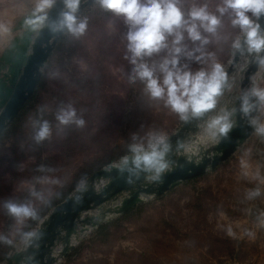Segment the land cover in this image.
<instances>
[{"label":"rangeland","instance_id":"374dc122","mask_svg":"<svg viewBox=\"0 0 264 264\" xmlns=\"http://www.w3.org/2000/svg\"><path fill=\"white\" fill-rule=\"evenodd\" d=\"M88 1L81 5L82 17L92 10L89 5L83 6ZM33 2L0 0V87H5L3 91L0 88V112L22 75L38 35L24 23ZM205 2L214 10L219 0H197ZM108 17L97 24L88 22L86 33L79 38L67 34L58 38L61 42L54 45L40 69L34 93L20 110L19 120L12 128L11 121L2 131L0 234L14 244L0 243V259L22 243L18 227L25 232L33 230L32 221L38 226L93 173L118 165L123 156L131 155L130 144L144 138L150 130H162L169 138L186 122L164 108L162 102L152 100L142 82L129 81L132 65L125 59L127 29L122 19ZM237 32L225 16L221 33L228 39L207 46L226 71L234 56L231 39ZM186 43L192 46L191 42ZM163 55L162 52L147 58L148 62L158 61ZM181 62L190 63L194 71L202 67L194 61ZM243 62L244 57L240 56L229 75L230 82L235 79L232 91L225 90L217 108L196 122L180 153L189 155L184 152L185 146H193L207 120L221 108L239 109L237 97L241 90L250 87V81L244 85V79L253 64L241 72L239 65ZM68 105L84 120L82 127L75 123L61 125L56 120L60 108ZM45 120L51 134L37 142V122ZM133 134L138 141L132 140ZM215 144L201 145L198 156ZM12 147L19 151L18 159L9 154ZM5 159L16 162L8 165ZM27 180L28 189L22 184ZM150 183L148 177L145 185ZM14 188L18 189L17 194ZM256 190L260 194L249 198V193ZM133 191L134 188L125 191L120 198H128ZM6 200L30 204L36 209L37 218L15 225L2 207ZM79 234L58 264H264V137L252 133L215 169L177 184L161 198L148 197L127 213L108 215L97 228L82 237Z\"/></svg>","mask_w":264,"mask_h":264},{"label":"clouds","instance_id":"9594fccd","mask_svg":"<svg viewBox=\"0 0 264 264\" xmlns=\"http://www.w3.org/2000/svg\"><path fill=\"white\" fill-rule=\"evenodd\" d=\"M84 2L63 0L59 18L50 22L49 13L57 0H34L24 23L35 33L48 27L54 34L79 38L88 29V18L80 14ZM92 4L112 17L122 19L127 29L124 33L125 59L132 65L129 81L142 82L146 94L152 100L162 102L163 107L181 121L198 119L213 111L225 90L232 91L235 86V79L230 82L223 63L214 52L207 50L208 45L228 39L221 33L227 16L231 28L238 30L230 47L233 55L239 53L244 57L239 70L243 72L250 63H255L258 71L250 77V87L241 90L237 97L239 109L221 108L217 115L207 120L203 133L192 143L187 158L192 160L196 156L198 164L201 145L227 139L236 123L233 116L237 111L258 136L264 137V26L260 23L264 17V0H219L214 10H210L208 2L197 3V0H93ZM186 41L192 46L189 47ZM162 52L165 55L158 61L148 62L147 58ZM182 60L194 61L202 67L194 71L190 63H182ZM56 120L61 125L75 123L80 127L85 123L77 117L71 105L60 108ZM37 123L35 140L41 142L50 136L51 129L46 120ZM132 140L138 141L136 134ZM128 151L131 155L123 156L116 165L121 173L127 171L130 176L138 178L143 172L152 182L162 183L163 175L172 168L167 159L171 144L162 130H150L144 138L130 144ZM259 194V190L250 192L249 198ZM33 195L38 194L33 192ZM2 207L17 226H22L26 220L36 219L38 215L28 203L6 200ZM17 234L25 246L42 238V234L25 232L19 227ZM0 243L14 244L12 239L2 234Z\"/></svg>","mask_w":264,"mask_h":264},{"label":"water","instance_id":"95a60500","mask_svg":"<svg viewBox=\"0 0 264 264\" xmlns=\"http://www.w3.org/2000/svg\"><path fill=\"white\" fill-rule=\"evenodd\" d=\"M92 3L93 0H90L83 6ZM62 9L63 0H57V3L50 10L49 21H56ZM260 23L264 26V17L260 19ZM62 35L52 33L48 27L38 33L33 44V50L26 59L22 75L0 112V134L19 114L26 101L34 93L39 71L49 58L58 38ZM239 58V53L233 56L227 69L229 75ZM257 68L258 65L255 63L248 67L245 72L244 85L248 84L250 77ZM207 115L208 113L201 118L186 121L168 138L171 151L167 159L172 168L163 175L162 183L152 182L145 185L148 174L142 172L137 178L130 176L127 171L121 173L116 165H109L107 168L93 173L86 185L77 188L72 196L67 197L56 206L52 213L41 222L34 232L42 234V238L34 240L30 246H25L22 251L15 253L10 264H56L70 251L73 240L79 232L84 233L88 228H97L108 215L122 214L148 197L160 196L185 180L204 175L209 169H215L220 163L229 159L238 146L255 132L248 125L247 119L243 118L237 111L234 114L236 123L229 132L227 139H221L210 150L200 153V163L197 164L195 156L189 160L188 155L182 154L180 151L189 133L195 129L196 122L204 119ZM130 179L131 182H129ZM133 188V193L119 206L106 208L99 215H87L121 192ZM59 244L61 249L56 253V247Z\"/></svg>","mask_w":264,"mask_h":264},{"label":"trees","instance_id":"16d2710c","mask_svg":"<svg viewBox=\"0 0 264 264\" xmlns=\"http://www.w3.org/2000/svg\"><path fill=\"white\" fill-rule=\"evenodd\" d=\"M91 8H92V10H90L89 12H86V13H84V15H83V17L84 16H86L87 18H88V22L90 23V24H93V23H95V24H97V22H101V21H106L109 17L108 16H110V14H107V13H105V12H103L98 6H95V5H93V4H91V5H89ZM63 37L65 36V34H63L62 35ZM61 36V37H62ZM62 37V38H63ZM59 42H61V40L59 39L57 42H56V44H60ZM32 97V96H31ZM30 97V98H31ZM30 98L26 101V103H25V105L27 104L28 105V103H29V100H30ZM24 105V106H25ZM21 113H22V111H20V113L18 114V116L13 120V122L10 124V127L12 128L14 125H15V122H17L18 120H19V117H20V115H21ZM5 134H4V132L0 135V138H2L3 136H4ZM14 147H12V148H10V150H9V154L11 155V156H16V159H18V156H19V151H17V150H14L13 149ZM33 159H34V157H32ZM16 159H12V160H8V159H5L4 161V163H6V164H8V165H11V164H13L14 162H16ZM27 166V165H26ZM33 166V165H32ZM32 169V168H31ZM33 169H34V167H33ZM26 171H28V166L26 167ZM1 176V175H0ZM201 176H203V175H201ZM201 176H198V177H195V178H199V177H201ZM195 178H191V179H188V180H185V181H183V182H187V181H190V180H193V179H195ZM27 182L29 183V181L27 180ZM31 183H33L34 184V181H33V178L31 179V181H30V184ZM11 194V193H10ZM164 194H162V195H160V196H157V198H161L162 196H163ZM67 197V196H66ZM66 197L61 201V202H63L65 199H66ZM61 202H59L58 204H60ZM57 204V205H58ZM130 210H128V211H126V212H124V213H127V212H129ZM32 226H34L35 227V224H34V221H32ZM7 254V253H6ZM6 254H4L2 257H1V259H3V257L4 256H6ZM0 259V260H1Z\"/></svg>","mask_w":264,"mask_h":264},{"label":"crops","instance_id":"0c3cea01","mask_svg":"<svg viewBox=\"0 0 264 264\" xmlns=\"http://www.w3.org/2000/svg\"><path fill=\"white\" fill-rule=\"evenodd\" d=\"M1 88V91H3V90H5V87H0ZM27 189H28V185H29V183L26 181V182H24V183H22ZM87 184V182H84L81 186H84V185H86ZM80 186V187H81ZM30 188L31 189H33L34 188V185H33V183H31L30 184ZM14 191H15V194H17V191H18V189L17 188H14ZM127 191V190H126ZM73 193L74 192H72L71 194H69L67 197H69V196H72L73 195ZM126 192L125 191H123V192H121L120 194H118V195H116L114 198H112L111 200H109V201H107L106 203H104L103 205H101L100 207H98V208H96L95 210H93V211H91V212H89V213H87V215H99V213L101 212V211H103L104 209H106V208H109V206L111 205V204H113V202L115 201V199H119L120 198V196L121 195H124ZM66 197V198H67ZM122 200H124L125 199V197H122L121 198ZM62 203V202H61ZM59 205V204H58ZM57 205V206H58ZM54 210V209H53ZM52 210V211H53ZM52 211L47 215V216H45L40 222H39V224H38V226L41 224V222L42 221H44L51 213H52ZM38 226H36V227H34V229L33 230H30V231H35L37 228H38ZM17 247H16V249H14L13 251H8L7 252V254H6V256H4L3 257V259H1L0 260V264H10L12 261V256L15 254V253H18V252H20V251H22L23 249H24V247H25V245L23 244V243H18L17 245H16ZM58 248L60 249L61 248V245L59 244L57 247H56V249L58 250ZM56 264H58V261H57V263Z\"/></svg>","mask_w":264,"mask_h":264},{"label":"built area","instance_id":"2783aa9c","mask_svg":"<svg viewBox=\"0 0 264 264\" xmlns=\"http://www.w3.org/2000/svg\"><path fill=\"white\" fill-rule=\"evenodd\" d=\"M206 118V117H205ZM204 118V119H205ZM204 119H202V120H204ZM192 145H190V146H185V149H184V152H188V154H190V149H192ZM123 200L121 199V198H119V199H115V201L113 202V204H111V206H110V208H114V207H116V206H119L120 204H121V202H122ZM88 230H91V228H88ZM87 230V231H88ZM86 231V232H87ZM85 233V232H84ZM80 236L79 237H82L83 236V233H81V234H79ZM78 239V235H77V237L73 240V245L76 243L75 241Z\"/></svg>","mask_w":264,"mask_h":264}]
</instances>
